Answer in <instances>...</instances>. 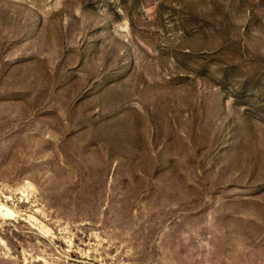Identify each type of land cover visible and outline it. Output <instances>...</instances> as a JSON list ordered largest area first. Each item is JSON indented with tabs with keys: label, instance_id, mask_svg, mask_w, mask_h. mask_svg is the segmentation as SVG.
Instances as JSON below:
<instances>
[{
	"label": "rangeland",
	"instance_id": "1",
	"mask_svg": "<svg viewBox=\"0 0 264 264\" xmlns=\"http://www.w3.org/2000/svg\"><path fill=\"white\" fill-rule=\"evenodd\" d=\"M0 264H264V0H0Z\"/></svg>",
	"mask_w": 264,
	"mask_h": 264
}]
</instances>
